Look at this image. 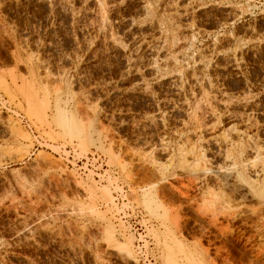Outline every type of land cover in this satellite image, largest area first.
<instances>
[{"label": "rangeland", "instance_id": "1", "mask_svg": "<svg viewBox=\"0 0 264 264\" xmlns=\"http://www.w3.org/2000/svg\"><path fill=\"white\" fill-rule=\"evenodd\" d=\"M262 161L264 0H0V264H264Z\"/></svg>", "mask_w": 264, "mask_h": 264}, {"label": "bare ground", "instance_id": "2", "mask_svg": "<svg viewBox=\"0 0 264 264\" xmlns=\"http://www.w3.org/2000/svg\"><path fill=\"white\" fill-rule=\"evenodd\" d=\"M189 47H190V45H189ZM65 122V129H66V131L67 132H77V133H79V132H81V127L80 128H78V126L76 125V124H74V122H72L71 121V123H67L66 121H64ZM63 123V122H62ZM15 129V128H14ZM21 129V128H20ZM21 136V135H20ZM22 138V137H21ZM259 151V150H258ZM242 152V151H241ZM257 152V151H256ZM255 152V153H256ZM258 153H260V152H258ZM259 155V154H258ZM200 156H202V155H200ZM198 157V156H197ZM262 159V158H261ZM200 161V160H199ZM261 161V160H260ZM201 162V161H200ZM199 162V163H200ZM54 163V162H53ZM197 163V162H196ZM202 163V162H201ZM204 163V162H203ZM231 164V163H230ZM245 164V163H244ZM254 164H255V166L257 167V171H256V169H255V173L257 174L258 173V175L260 174L261 175V178L262 179H260V180H262L261 181V183H254L255 181H257V180H255L253 183H251V184H249L248 185V183L249 182H247V186H248V190H247V193L249 194V198H253V199H256V203L259 205V206H264V161H262L260 164H258L257 162L256 163H253V167L255 168V166H254ZM198 165V164H197ZM232 166V165H231ZM197 167V166H196ZM236 167V166H235ZM249 167H250V165H249ZM201 168V167H200ZM232 170L234 169V168H231ZM235 170V169H234ZM163 174V173H162ZM232 174V173H231ZM230 174V175H231ZM237 174V176H239L238 175V173H236ZM255 174V175H256ZM256 176L257 178H258V180H259V177H260V175L259 176ZM237 176H234L236 179H237ZM229 177V176H228ZM233 177V176H232ZM249 177V176H248ZM207 178V177H206ZM234 178V179H235ZM233 179V178H232ZM241 179V178H240ZM256 179V178H255ZM210 180V179H209ZM208 180V181H209ZM226 180V179H225ZM238 180V179H237ZM241 180H243L244 181V179H241ZM207 181V180H206ZM207 181V182H208ZM213 181V180H212ZM217 181V180H216ZM235 181V180H234ZM246 182V181H245ZM257 182H260V181H257ZM215 183V182H214ZM214 183H213V185H214ZM205 185V184H204ZM208 185H209V183H208ZM210 186V185H209ZM208 186V187H209ZM204 187V186H203ZM206 188V190H208L209 188L207 187V186H205ZM208 188V189H207ZM212 188V189H211ZM210 189V191L208 190V191H206V192H204L203 194H202V196L201 197H204V198H206L207 197V199H202V200H204L205 201V203L206 204H210L212 207H213V211L212 212H214V209L218 206V209L216 208V210L215 211H217V212H214V213H212V212H210V214L212 213V217L213 218H217L219 215H222L223 216V218H232V219H237L239 216H238V213H237V211L235 210V205L234 206H232V204H231V202H233V201H237V199L236 198H238V200L240 201V200H244V196L243 195H239L238 194V196H234L233 197V195H234V193H233V195H232V199H233V201H229L230 200V198L229 197H231L230 195L231 194H229V197L227 196V194H225L226 192H225V190H224V184H222V182L220 181V183L218 182H216V184L214 185V186H212ZM204 189V190H205ZM161 190V189H160ZM239 190V189H238ZM164 191V190H163ZM159 192V191H158ZM158 192H156V193H158ZM232 192V191H231ZM235 192V191H234ZM245 193V192H244ZM145 199H144V201H145V203L146 204H148V203H150L151 201H153V198L152 197H150L149 196V194L147 193V192H145ZM158 194H160V193H158ZM162 195V194H161ZM183 195V194H182ZM247 196V195H246ZM246 196H245V198H246ZM156 197H157V195H156ZM201 200V201H202ZM242 200V201H243ZM203 201V202H204ZM241 201V202H242ZM156 202H157V200H156ZM208 202V203H207ZM219 203H221V205L222 204H229L228 206H226V204L224 205V206H226L225 208H224V206L222 205H220L221 206V208H219L220 206H219ZM233 203H235V202H233ZM239 204V203H238ZM205 205V204H204ZM204 205H203V207H204ZM207 205V206H208ZM231 205V206H230ZM201 206V205H200ZM240 206V205H239ZM238 206V207H239ZM155 207V206H154ZM156 207L157 208H159V209H161L162 210V217H164V218H166L167 217V210L165 209V206L163 207V203L162 202H158L157 203V205H156ZM202 207V206H201ZM200 207V208H201ZM210 207V206H209ZM224 209H223V208ZM203 209V208H202ZM205 209V208H204ZM208 209V208H207ZM199 211V210H198ZM201 212V211H200ZM204 212V211H203ZM207 213V212H206ZM253 213V212H252ZM208 214V213H207ZM241 214V213H240ZM256 214V213H255ZM204 215H205V213H204ZM242 215V214H241ZM202 216H203V214H202ZM221 216V217H222ZM255 216V215H254ZM195 217V216H194ZM201 217V216H200ZM210 217H211V215H210ZM264 217V216H263ZM242 218V217H241ZM243 218H246V217H243ZM197 220V219H196ZM199 220V219H198ZM215 220H217V219H215ZM256 220H258V219H256ZM210 221H212V222H214L213 220H210ZM241 221V220H240ZM262 221V220H261ZM249 222H247V224H248ZM252 223V222H251ZM255 225V224H254Z\"/></svg>", "mask_w": 264, "mask_h": 264}, {"label": "built area", "instance_id": "3", "mask_svg": "<svg viewBox=\"0 0 264 264\" xmlns=\"http://www.w3.org/2000/svg\"><path fill=\"white\" fill-rule=\"evenodd\" d=\"M140 228H141V227H140ZM140 228H139V229H140Z\"/></svg>", "mask_w": 264, "mask_h": 264}]
</instances>
